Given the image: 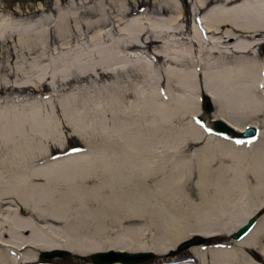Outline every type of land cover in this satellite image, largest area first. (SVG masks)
I'll return each mask as SVG.
<instances>
[{"label": "bare ground", "instance_id": "bare-ground-1", "mask_svg": "<svg viewBox=\"0 0 264 264\" xmlns=\"http://www.w3.org/2000/svg\"><path fill=\"white\" fill-rule=\"evenodd\" d=\"M201 3L199 11L212 5L200 18L201 26L195 21L191 38L184 39L194 49H204L207 58L185 64L154 52V60L169 64L164 68V80L161 79L155 64L144 57V49L156 41L150 40L144 46L139 41L144 35V24L132 19L127 30L136 37V42L125 48L134 65L129 94L126 93L132 100L125 103L126 97L119 95L120 91L114 90L117 95L113 96L104 89L107 95L102 102L100 99L92 105L86 102L81 110L68 98L61 103L62 110L69 113L67 122L78 132L96 125L100 132H107L105 126L109 122L111 132L124 139L122 151L96 149L51 160L42 139L25 134L27 126L34 134L49 136L51 127L41 116L39 106L32 104L22 110L0 112V264H38V252L54 250L82 258L109 250L169 255L177 239L162 247L160 237L176 238L184 227L171 229L176 220L167 218V208L188 199L190 190L183 182L187 173L182 169H191L194 163L200 171L196 183L200 204L193 212L202 227L197 233L201 237H231L264 208V149L259 146L262 130L259 129L256 142L242 144L218 137L211 129L194 123L200 114L201 97L207 96L215 106V119L224 120L238 133L247 127L258 128L253 120L242 126L239 123L244 113L264 112V54L260 53L264 48V0H201ZM217 4L230 7L220 8ZM85 15L86 10L64 11L51 20L54 41L60 45L52 49L51 70L47 74L39 70L37 82L44 78L51 82L62 79L59 87L65 89L75 83L107 79L115 71L110 49L96 48L93 54V50L79 46L72 55L66 51L69 42L84 39L83 29L100 27V21L81 23L78 19ZM222 23H227L230 29L220 30ZM24 27L27 35L22 36ZM24 27L1 23L0 38L9 32L16 33L18 57H23V51L36 50L39 53L36 59L42 58L48 44L47 30L39 22ZM30 83L31 80H25L15 86L30 87ZM87 91L85 88L82 92ZM186 115L191 118L190 123L179 136L199 142L206 132L207 146L190 161L167 163L163 152L156 151V147L165 146L162 126L172 119L182 121L180 117ZM213 161L219 176L201 175L202 166ZM103 179L111 181L110 189L102 186ZM34 180L42 182L35 184ZM10 199L16 202V208H11ZM109 216L112 223L121 225L156 216L159 243L142 244L135 229H126L129 238L99 240L107 230ZM216 217H220L216 221L218 228L205 229L207 221ZM189 251L192 261L173 264H264V214L240 241L207 248L196 245Z\"/></svg>", "mask_w": 264, "mask_h": 264}, {"label": "rangeland", "instance_id": "rangeland-1", "mask_svg": "<svg viewBox=\"0 0 264 264\" xmlns=\"http://www.w3.org/2000/svg\"><path fill=\"white\" fill-rule=\"evenodd\" d=\"M200 3L201 0H0V24L12 26L17 24L18 26L27 27L39 22L47 30L46 37L48 40L45 54L42 58L36 59V56L39 54L36 50L23 51V57L17 56L16 43L18 35L16 33L9 32L5 37L0 38V112L22 110L28 108L29 105L32 106V104L39 106L42 109L41 116L49 121L51 127L50 134L47 137H43L38 133L34 134L28 130L27 126L25 134H33L36 139H42V146L47 148V157L51 160H56L73 152L90 153L96 149H101L105 152L122 151L124 139L111 132L112 125L109 122L105 126L107 132H100V128L97 125L91 128L92 130L90 127H86L84 128L85 132H78L76 127L67 122L69 113L62 110L61 103L68 98L70 101L73 100L78 110H81L80 108L84 103L92 105L98 99H100L98 101L102 102L103 97L107 95L103 91L104 89H108L110 95L113 96H116V92L120 91L118 94L121 95L122 93L126 97L124 98L125 103L132 100V96L126 95V93L129 94L127 89H129L132 83L131 71L134 65L129 59V51L125 50L126 47L136 42V37L131 35L127 30L132 25L130 22L132 19L144 24L142 33L144 35L138 36L139 41H142L144 46L148 45L147 42L150 40L156 41L153 46L148 45V48L144 49V57L148 62L152 61L155 64V70L161 79L164 80V68L169 64L164 63L162 60H154V52H159L167 58L171 57L185 64H191L192 61L193 63H198L200 57L207 58L204 49L203 51L196 47L194 49L184 39L191 38V27L195 21H197L198 26H201L199 22L200 18L212 5L210 4L205 10L199 11L198 7L201 6ZM216 6L220 8L222 6L223 8L230 7L227 4H217ZM83 10H86V15L79 17L78 20L81 23H84V21H100V27L89 30L83 29L85 32L84 39H74V41L69 42L71 44L68 45L66 51L72 55L78 50L79 46L89 51L93 50V54H95L96 48L104 47L110 49L114 57L113 61H111L113 64L112 70L115 71L107 79L75 83L65 87V89L59 87L62 79L51 82L47 78H44L41 82H37L36 77L39 70L43 71L44 74H47L51 70L50 57L51 53H53L52 49L60 45L58 41H54L55 30L52 27L51 20L58 13L64 11L79 13ZM73 25L71 23L72 27ZM21 29L23 30L22 36L27 35L25 27ZM227 29H230V26L227 23H222L220 30L225 31ZM212 50L213 48L210 51ZM200 51H202L201 54H199ZM92 53L91 55H93ZM260 53L264 54V48L260 50ZM216 54L217 56L223 55V53ZM25 80H31L30 87L21 88L15 86L17 83ZM55 86H57L56 89H53ZM85 88H88V91L83 94L82 91ZM91 88L96 89L97 92H93ZM256 92L259 93V91ZM199 110L200 114H197L194 123L206 130L212 129L211 122L215 119V106L212 113H204L200 107ZM180 118L182 121L172 119L162 126V141L165 142V146L156 147V151L159 153L160 151L163 152L164 155L161 156L167 163L180 164L184 162H180L181 160L190 161L194 159L204 150L209 140L206 132L199 142H193L187 137H180L179 133L183 132L191 119L188 115ZM242 119L243 121L239 123L241 126L251 123V120H253V124L257 123L258 129L263 132L259 146L264 149V112L255 114L244 113ZM166 137L169 139H166ZM179 139H182V141ZM236 140L239 141V139ZM257 140L254 139L255 142ZM190 167L191 169L189 167L187 170L185 168L182 169V172L187 173L186 179L183 182L187 190H190L188 199L180 200L179 203L169 206L166 213L167 218L171 217L176 220L171 229H181L184 227V230L176 238H171L172 240L169 238L161 239L160 237L159 241L161 245L164 244L162 245L163 247L170 245L172 241L177 239L173 248L174 251L182 243L197 236L198 230L202 229L200 224L196 222L193 212L195 206L200 204V196L196 187L197 181L200 180V171L196 163L190 165ZM216 167L215 161L209 165H203L201 175L208 176L209 174L210 177L219 176V173L215 171ZM248 174L251 176L249 172ZM103 181L104 184L102 183V186L109 187L110 189V186H112L111 181L109 179H103ZM34 182L36 184L42 181L34 180ZM148 183L152 184L151 181ZM8 201L10 204H13L11 208H16L14 200L10 199ZM263 212L264 208H262L259 214L262 216ZM217 220H220V217L207 221L205 229L212 230L218 228L216 225ZM106 222L108 224L107 230L104 236L99 239L101 241H113L118 237L129 238L126 234V229H135L142 244L151 245L159 243L156 241V238L159 236L158 219L156 216H151V218L145 216L140 219L125 221L122 225L112 223L109 216ZM219 239L227 243L230 241V238L224 235H220ZM209 244L202 243L197 246L207 248L210 246ZM41 253H37L38 264H92L88 260L90 255L86 258L71 255L65 259L54 258L49 261L39 262ZM11 254L14 256V253ZM187 260H193L189 248L179 251L174 255H157L153 263L173 264L186 262Z\"/></svg>", "mask_w": 264, "mask_h": 264}, {"label": "water", "instance_id": "water-1", "mask_svg": "<svg viewBox=\"0 0 264 264\" xmlns=\"http://www.w3.org/2000/svg\"><path fill=\"white\" fill-rule=\"evenodd\" d=\"M201 110L204 113H212L214 111V104L212 100L207 97H201ZM213 132L218 137H227L231 140L232 138L239 136L242 141L253 139L258 135L256 127H248L243 133H238L236 130L227 122L221 119H213L212 121ZM260 218V214L257 212L251 217L245 224H243L237 231H235L230 238L229 242L240 241L247 236V234L255 226L257 220ZM219 235L215 237H201L195 236L193 239L186 241L179 245L177 250L171 251L169 255L182 251L184 249L202 244L214 242L216 245L222 246L227 243L224 240H220ZM71 253L63 250H54L50 252H43L39 256L40 261H49L54 258H68ZM156 256L153 253H128L123 251L109 250L106 252H99L92 254L88 257V260L92 264H150L155 260Z\"/></svg>", "mask_w": 264, "mask_h": 264}]
</instances>
